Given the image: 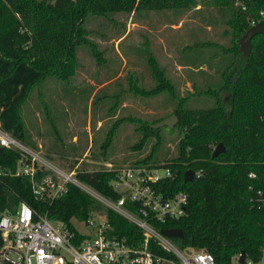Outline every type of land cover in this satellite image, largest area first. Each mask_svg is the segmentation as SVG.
Returning a JSON list of instances; mask_svg holds the SVG:
<instances>
[{
    "label": "trees",
    "instance_id": "1",
    "mask_svg": "<svg viewBox=\"0 0 264 264\" xmlns=\"http://www.w3.org/2000/svg\"><path fill=\"white\" fill-rule=\"evenodd\" d=\"M213 1L229 11L225 22L231 29L232 40L237 42L228 49L233 60L220 73L219 89L206 90L214 98L213 107L183 108L184 97H180L172 110L178 119L173 126L179 134L177 152L162 164L171 175L150 186L165 196L187 192L186 213L154 226L180 228L181 237H169L172 242L180 248L202 249L218 264H230L231 258L241 250L243 264L256 263L264 249V34H255L250 39V52L245 58L238 50V38L248 28L246 14L264 8V0ZM234 2L238 6L233 9ZM191 3L194 0H0L2 128L22 143H30L26 141L19 107L31 89L47 76L60 79L71 76L77 45L84 44L96 56L94 43L86 37L83 27L87 15L163 10L187 7ZM147 62L155 85L143 88L133 80L129 90L142 96L165 91L176 97L173 85L154 59L147 57ZM226 92L227 100L222 98ZM137 123L140 138L133 149L144 146L149 137L156 138L150 154L135 161L144 164L156 147L159 129L150 128L149 123L142 121ZM114 130L115 123L101 144V154ZM217 143L223 145L224 151L211 157L212 147ZM18 158L16 150L0 146V167L14 169ZM186 169L200 171V176L183 182ZM113 175L112 170L78 171L75 178L103 197L116 200L120 194L109 184ZM19 200L36 211L47 212L48 219L62 222L76 236L79 231L73 221L83 222L100 208L97 200L72 183H66L65 192L55 199L43 202L35 199L26 177L1 176V205L11 206ZM124 206L129 208V202L125 201ZM104 217L111 234L128 244L142 241L141 231L118 213L106 208ZM148 243L152 245L151 241Z\"/></svg>",
    "mask_w": 264,
    "mask_h": 264
},
{
    "label": "rangeland",
    "instance_id": "2",
    "mask_svg": "<svg viewBox=\"0 0 264 264\" xmlns=\"http://www.w3.org/2000/svg\"><path fill=\"white\" fill-rule=\"evenodd\" d=\"M194 2L187 7L163 10L87 15L83 27L86 37L94 43L96 56L84 44L77 45L71 76H47L31 89L19 107L26 141L32 143H28L30 148L40 151L55 167L73 171L74 177L78 171L132 166L157 169L161 174L162 164L177 152V129L174 125L159 127L155 149L146 163L138 164L135 161L150 154L156 138L149 137L144 146L133 149L140 138L137 122L150 125L169 116L180 97H184L183 108L213 107L214 98L206 90L219 89L220 73L233 60L228 49L237 44L225 22L229 17L227 9L213 0ZM237 6L234 2L233 9ZM246 17L249 27L256 19L264 18V8ZM147 57L162 69L176 97L165 91L142 96L129 90L133 80L143 88L155 85ZM228 97V92L222 95L225 100ZM126 117L131 119L126 121ZM113 123L112 139L101 154V144ZM78 183L100 204L91 218L104 219V209L108 207L96 197L107 198ZM73 225L80 231L86 229L77 221ZM237 256L231 258L230 264H239ZM246 264H264V249L258 262Z\"/></svg>",
    "mask_w": 264,
    "mask_h": 264
},
{
    "label": "built area",
    "instance_id": "3",
    "mask_svg": "<svg viewBox=\"0 0 264 264\" xmlns=\"http://www.w3.org/2000/svg\"><path fill=\"white\" fill-rule=\"evenodd\" d=\"M0 146L19 153L14 169L0 167V177H26L35 199H55L65 192L66 183L80 186L73 171L55 167L40 151L19 141L1 124ZM112 171L109 184L120 197L96 198L141 231L140 243L128 244L111 234L105 217L79 222L86 229L78 230L76 236L62 222L48 219L47 212L34 210L24 200L11 206H2L0 201V264H218L202 249L180 248L154 226L186 213L187 192L165 196L150 186L171 175L167 167L162 168L161 174L157 169L141 166ZM199 176L200 171H193L192 178ZM125 201L133 207H125Z\"/></svg>",
    "mask_w": 264,
    "mask_h": 264
},
{
    "label": "water",
    "instance_id": "4",
    "mask_svg": "<svg viewBox=\"0 0 264 264\" xmlns=\"http://www.w3.org/2000/svg\"><path fill=\"white\" fill-rule=\"evenodd\" d=\"M264 34V18L258 20L257 22L251 24L238 38V50L242 58L248 56L250 52V39L255 34ZM177 116L172 113L167 117H164L149 125L150 128H159L161 126H173L177 122ZM224 151V147L221 143H217L216 146L211 151V157H215L217 154ZM193 171L191 169H186L183 172V182L190 181L192 179ZM160 233L166 237H181L180 228H164L160 229ZM244 253L241 250L237 256V262L239 264L244 263Z\"/></svg>",
    "mask_w": 264,
    "mask_h": 264
},
{
    "label": "crops",
    "instance_id": "5",
    "mask_svg": "<svg viewBox=\"0 0 264 264\" xmlns=\"http://www.w3.org/2000/svg\"><path fill=\"white\" fill-rule=\"evenodd\" d=\"M30 144H32V143H30ZM39 144H40V143H39ZM27 146H29V147H30V145H28V144H27Z\"/></svg>",
    "mask_w": 264,
    "mask_h": 264
}]
</instances>
